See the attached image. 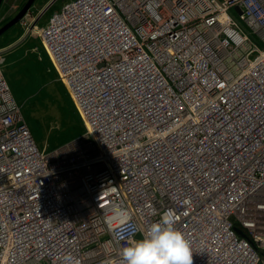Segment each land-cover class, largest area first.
I'll list each match as a JSON object with an SVG mask.
<instances>
[{
  "label": "built area",
  "instance_id": "built-area-1",
  "mask_svg": "<svg viewBox=\"0 0 264 264\" xmlns=\"http://www.w3.org/2000/svg\"><path fill=\"white\" fill-rule=\"evenodd\" d=\"M40 36L94 144L39 152L0 69V264H121L168 210L193 264H264V0H75Z\"/></svg>",
  "mask_w": 264,
  "mask_h": 264
},
{
  "label": "rangeland",
  "instance_id": "rangeland-1",
  "mask_svg": "<svg viewBox=\"0 0 264 264\" xmlns=\"http://www.w3.org/2000/svg\"><path fill=\"white\" fill-rule=\"evenodd\" d=\"M69 1L55 0L36 26H44L52 13L60 11ZM15 30L11 28L0 36V68L36 145L46 153H53L81 137L82 119L40 41L27 36L23 29L17 34ZM244 30L253 43L262 47L254 34ZM17 36L21 38L14 42Z\"/></svg>",
  "mask_w": 264,
  "mask_h": 264
},
{
  "label": "clouds",
  "instance_id": "clouds-1",
  "mask_svg": "<svg viewBox=\"0 0 264 264\" xmlns=\"http://www.w3.org/2000/svg\"><path fill=\"white\" fill-rule=\"evenodd\" d=\"M27 1L25 2V4L27 3ZM54 1H52V0H36L34 2V4L32 5L30 11L27 12L25 14V16L15 26L12 27V28H16L15 34H17L20 29H23L24 33L27 34V36H31V37L38 39L40 41L42 49L47 54V56H48V58H49V60L53 66H54V64H53V62L49 56V53L47 52L46 48L44 47V43H43L40 35H41V32L43 30H45L50 25V22H51L53 16L55 14H59L61 12V10L66 5H68L69 3H71L75 0H71L68 3H66L60 9V11L52 13V15L50 16V18L48 19V21L46 22V24L44 26H39V27L36 26L38 19L47 13V11L49 10L50 6L54 3ZM4 2H5V0H3L2 4L0 6L1 10H2ZM38 2L40 3L42 10L40 12H34L33 9H34L35 5L38 4ZM24 5L22 7H20L15 13H12L11 16H9L6 19H3L1 17V13H0V25L4 24V26H5L7 23H9L11 20H13L20 13V11L24 7ZM238 13L239 14L241 13V11L239 9H235L231 13V14H234L235 17L233 15L232 16L234 17V19L236 21H237L236 15ZM239 24H241V23H239ZM20 38H21V36H17V38H15L14 42L19 41ZM11 44L12 43H10L9 45H11ZM54 68L56 69L55 66H54ZM0 69L2 70V68H0ZM56 71H57V69H56ZM57 73H58V71H57ZM58 75H59V73H58ZM3 76L5 78L4 72H3ZM59 79H60V75H59ZM5 80H6V78H5ZM6 82H7V80H6ZM7 84H8V82H7ZM8 86H9V84H8ZM66 90H67V88H66ZM67 92H68V90H67ZM68 94L70 95L69 92H68ZM70 97H71V95H70ZM71 99H72V97H71ZM72 101L76 107L78 114L80 115V117L82 119L81 121H82L84 133L74 143L69 144V145H67V146H65V147H63L57 151H54L53 153H46L45 150L38 148V146L36 145V143L33 139L31 130H30L25 118L23 117V114L21 111L22 117H23V119H24V121L28 127V130L31 134V137H32L37 149L39 150V152H41L45 155H56V156L61 155V154H65L66 151L70 147H72L76 142L81 141L83 138H85V136H87V137L83 140V142H91L94 144L93 138L91 137L90 134L88 135V133H87V127H86L87 124H86L85 120L82 118V116H81V114H80V112H79V110H78L73 99H72ZM17 105L20 107V110H21V106L18 103H17ZM127 215H128V213L124 210H120L117 213V216L121 219L126 217ZM112 219H113L112 216L107 217V220L109 222H111ZM234 227H235L234 230H235V233L237 234V236H239L240 238H243L245 240H249L247 234L242 229L240 224L234 223ZM236 230L241 231L245 235V237L240 236L236 232ZM120 257H121V264H193L192 252L190 249L189 242L184 237L183 233L180 232L175 227V218H174V214L171 210L165 211L156 222H153L144 231V233L140 236L139 239H133V240L129 241L125 246H123L120 250ZM260 259L264 260V252H262L260 254ZM60 264H76V258L74 256H72L70 253L65 254L63 257H61Z\"/></svg>",
  "mask_w": 264,
  "mask_h": 264
},
{
  "label": "crops",
  "instance_id": "crops-1",
  "mask_svg": "<svg viewBox=\"0 0 264 264\" xmlns=\"http://www.w3.org/2000/svg\"><path fill=\"white\" fill-rule=\"evenodd\" d=\"M26 1L27 0H5V2L3 3L2 10H1V17L3 19L8 18L9 16H11L12 13H15L20 7H22ZM41 10H42V7L40 3L38 2V4L35 5L33 11L40 12Z\"/></svg>",
  "mask_w": 264,
  "mask_h": 264
},
{
  "label": "water",
  "instance_id": "water-1",
  "mask_svg": "<svg viewBox=\"0 0 264 264\" xmlns=\"http://www.w3.org/2000/svg\"><path fill=\"white\" fill-rule=\"evenodd\" d=\"M35 1L36 0H28L27 3L24 5V7L21 9L20 13L0 30V36L3 35L4 33H6L13 26H15L25 16V14L30 11V9H31V7ZM2 2H3V0H0V6H1ZM236 232L240 236L245 237V235L241 231L236 230Z\"/></svg>",
  "mask_w": 264,
  "mask_h": 264
},
{
  "label": "flooded vegetation",
  "instance_id": "flooded-vegetation-1",
  "mask_svg": "<svg viewBox=\"0 0 264 264\" xmlns=\"http://www.w3.org/2000/svg\"><path fill=\"white\" fill-rule=\"evenodd\" d=\"M6 24V23H5ZM4 26V24L3 25H0V29L2 28Z\"/></svg>",
  "mask_w": 264,
  "mask_h": 264
}]
</instances>
